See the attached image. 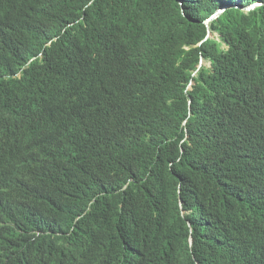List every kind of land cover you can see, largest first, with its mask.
Wrapping results in <instances>:
<instances>
[{
    "label": "trees",
    "instance_id": "trees-1",
    "mask_svg": "<svg viewBox=\"0 0 264 264\" xmlns=\"http://www.w3.org/2000/svg\"><path fill=\"white\" fill-rule=\"evenodd\" d=\"M0 264H264V0H0Z\"/></svg>",
    "mask_w": 264,
    "mask_h": 264
},
{
    "label": "water",
    "instance_id": "water-1",
    "mask_svg": "<svg viewBox=\"0 0 264 264\" xmlns=\"http://www.w3.org/2000/svg\"><path fill=\"white\" fill-rule=\"evenodd\" d=\"M258 7H261V5H253V6L249 7V8H246L245 10L242 9V11H245V12H252L253 10H255V9L258 8ZM225 11H226V9H222V10L218 11L217 14L211 18V21H215L216 18H218V17H219L221 14H223Z\"/></svg>",
    "mask_w": 264,
    "mask_h": 264
},
{
    "label": "clouds",
    "instance_id": "clouds-1",
    "mask_svg": "<svg viewBox=\"0 0 264 264\" xmlns=\"http://www.w3.org/2000/svg\"><path fill=\"white\" fill-rule=\"evenodd\" d=\"M222 9H226V11L223 13V14H225V13H226L229 9H231V8L229 7V8H222ZM222 9H220V10H222ZM220 10H217L216 13H215L213 16H215V15L217 14V12L220 11ZM223 14H221L219 17H221ZM213 16H212V17H213ZM219 17H218V18H219ZM218 18H216V20H217ZM210 21H211V20H210ZM210 21L207 20L208 23H209ZM191 243H192V240L189 239V245H191Z\"/></svg>",
    "mask_w": 264,
    "mask_h": 264
},
{
    "label": "rangeland",
    "instance_id": "rangeland-1",
    "mask_svg": "<svg viewBox=\"0 0 264 264\" xmlns=\"http://www.w3.org/2000/svg\"><path fill=\"white\" fill-rule=\"evenodd\" d=\"M243 10H245V9H243ZM208 23V22H207Z\"/></svg>",
    "mask_w": 264,
    "mask_h": 264
}]
</instances>
